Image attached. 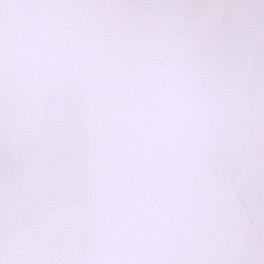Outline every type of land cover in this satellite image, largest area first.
<instances>
[{
    "label": "snow or ice",
    "instance_id": "1",
    "mask_svg": "<svg viewBox=\"0 0 264 264\" xmlns=\"http://www.w3.org/2000/svg\"><path fill=\"white\" fill-rule=\"evenodd\" d=\"M0 264H264V0H0Z\"/></svg>",
    "mask_w": 264,
    "mask_h": 264
}]
</instances>
